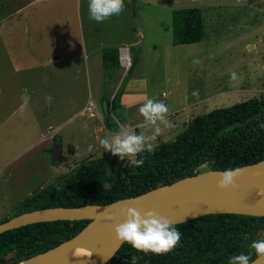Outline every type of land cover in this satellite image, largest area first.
<instances>
[{
  "label": "rangeland",
  "instance_id": "obj_1",
  "mask_svg": "<svg viewBox=\"0 0 264 264\" xmlns=\"http://www.w3.org/2000/svg\"><path fill=\"white\" fill-rule=\"evenodd\" d=\"M88 3L0 4V221L81 160L105 157L109 171L124 165L128 158L105 151L99 140L119 131L113 117L153 135L138 111L149 98L169 107L174 125L160 124L155 146L201 114L264 94V0H124L123 11L103 23L89 19ZM185 7L202 9L204 37L174 45L171 11ZM123 46L137 58L130 74L120 61ZM105 51L119 64L104 61ZM120 87L135 94L124 102L121 94L120 108L110 109Z\"/></svg>",
  "mask_w": 264,
  "mask_h": 264
},
{
  "label": "trees",
  "instance_id": "obj_2",
  "mask_svg": "<svg viewBox=\"0 0 264 264\" xmlns=\"http://www.w3.org/2000/svg\"><path fill=\"white\" fill-rule=\"evenodd\" d=\"M171 25L174 45L199 42L204 37L200 7L173 9ZM109 58L119 64L113 51L103 53L104 61ZM136 64L134 57L128 74ZM123 91L122 87L117 90L110 109L120 108ZM109 123H106L108 128L112 126ZM262 124L264 94L213 109L185 123L183 130L170 141L155 145L154 154L145 151L134 157L145 160L142 167H136L130 160L109 171L105 157L81 160L54 182L29 195L13 216L47 206L108 203L198 171L230 169L259 161L264 159ZM103 183L111 184V189L106 190ZM88 221L57 219L3 231L0 233V264H17L41 253L75 235ZM174 224L181 233V240L173 251L145 254L122 243L104 264H132L133 256L137 257L136 264H228L231 256L240 253L250 255L251 262L256 257L251 243L264 239V215L214 212Z\"/></svg>",
  "mask_w": 264,
  "mask_h": 264
},
{
  "label": "water",
  "instance_id": "obj_3",
  "mask_svg": "<svg viewBox=\"0 0 264 264\" xmlns=\"http://www.w3.org/2000/svg\"><path fill=\"white\" fill-rule=\"evenodd\" d=\"M52 156L54 160L61 158L59 139L54 140ZM129 161L128 159L126 163ZM235 168L241 169V175L235 180V189L220 190L216 187L218 173L226 169H207L108 203L47 206L25 211L0 222V233L36 222L57 219L89 220L72 237L17 264H104L122 245L116 241L113 229L116 224L123 222L124 218L119 215L118 210L124 205L135 207L142 214L155 211L174 223L214 212L264 215V159L230 169ZM251 186L261 191L259 199L250 205L239 203L237 199L240 194ZM199 203L206 207L193 211ZM102 214L113 215V222L105 223ZM79 247L86 248L90 253L80 258L66 257L68 252ZM250 264H264V258L255 257Z\"/></svg>",
  "mask_w": 264,
  "mask_h": 264
},
{
  "label": "clouds",
  "instance_id": "obj_4",
  "mask_svg": "<svg viewBox=\"0 0 264 264\" xmlns=\"http://www.w3.org/2000/svg\"><path fill=\"white\" fill-rule=\"evenodd\" d=\"M124 9V0H89L88 11L89 19L97 23H103L113 15H119ZM194 60L193 63H199ZM193 96L198 97V90H194ZM89 104L94 106V101L89 100ZM139 113L143 117L145 127H153L154 133L147 136L143 133L137 134L130 130L126 125L120 124L115 117L114 121L119 125V131L110 134V136L99 140V145L105 151H110L112 155L118 156L121 160L128 158L136 167H142L145 163L143 158L133 159L138 154L147 151L150 154L155 153V147L152 143L156 136L161 133L160 124L166 128H173L174 125L169 121L171 114L169 107L163 101L147 99L139 108ZM264 127V124L261 125ZM93 146H89V151ZM241 175V169H226L218 173L219 179L216 187L220 190L237 187L235 180ZM106 190H110L112 185L103 183ZM119 215L123 222L116 224L113 231L115 239L119 243L131 245L136 252L145 254L152 253L156 255L167 254L173 251L181 240V233L175 227V224L167 216L155 211L141 213L135 207L124 205L119 207ZM105 223H112L114 216L111 214H102ZM250 248L254 250L257 258H264V239L253 241ZM132 264H136L137 257L131 258ZM228 264H250V255L240 253L229 258Z\"/></svg>",
  "mask_w": 264,
  "mask_h": 264
},
{
  "label": "bare ground",
  "instance_id": "obj_5",
  "mask_svg": "<svg viewBox=\"0 0 264 264\" xmlns=\"http://www.w3.org/2000/svg\"><path fill=\"white\" fill-rule=\"evenodd\" d=\"M261 195V191L255 187V186H251L246 188L238 197L237 201L241 204H245V205H250L255 203L259 197ZM206 207L205 204L199 203L198 205H196L195 209L193 211H197L199 209H202ZM217 210V208L215 209ZM90 252L89 250H87L84 247H79L76 248L70 252L67 253L66 257L67 258H80L83 257L85 255H88Z\"/></svg>",
  "mask_w": 264,
  "mask_h": 264
},
{
  "label": "built area",
  "instance_id": "obj_6",
  "mask_svg": "<svg viewBox=\"0 0 264 264\" xmlns=\"http://www.w3.org/2000/svg\"><path fill=\"white\" fill-rule=\"evenodd\" d=\"M120 61H121V65L126 69L128 70L129 67L131 66V63H132V59H131V56L129 54V49L125 46L121 47L120 48ZM129 129L130 128H133L134 129V126L133 127H128Z\"/></svg>",
  "mask_w": 264,
  "mask_h": 264
},
{
  "label": "crops",
  "instance_id": "obj_7",
  "mask_svg": "<svg viewBox=\"0 0 264 264\" xmlns=\"http://www.w3.org/2000/svg\"><path fill=\"white\" fill-rule=\"evenodd\" d=\"M2 1L4 2V0H0V4H2ZM30 2V1H29ZM18 9H21V7L20 8H17V9H15L13 12H10V14H8V16H11L13 13H15ZM132 89H130V88H126V89H124V91H123V93H122V97H121V99L123 100V102H124V99H125V97H131L133 94H135V91H131ZM124 110V109H123ZM136 130V129H135ZM108 161V160H107ZM117 166H119V165H117Z\"/></svg>",
  "mask_w": 264,
  "mask_h": 264
}]
</instances>
